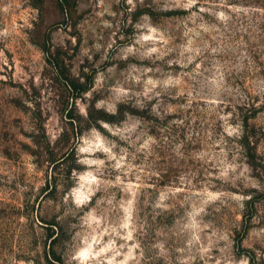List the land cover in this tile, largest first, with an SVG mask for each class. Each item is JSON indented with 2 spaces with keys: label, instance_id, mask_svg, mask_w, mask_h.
I'll list each match as a JSON object with an SVG mask.
<instances>
[{
  "label": "rangeland",
  "instance_id": "1",
  "mask_svg": "<svg viewBox=\"0 0 264 264\" xmlns=\"http://www.w3.org/2000/svg\"><path fill=\"white\" fill-rule=\"evenodd\" d=\"M0 264H264V0H0Z\"/></svg>",
  "mask_w": 264,
  "mask_h": 264
}]
</instances>
